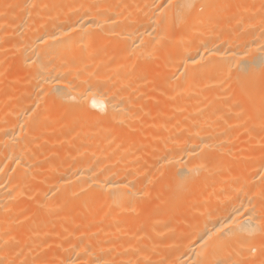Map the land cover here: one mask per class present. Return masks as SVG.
<instances>
[{"label":"bare ground","instance_id":"6f19581e","mask_svg":"<svg viewBox=\"0 0 264 264\" xmlns=\"http://www.w3.org/2000/svg\"><path fill=\"white\" fill-rule=\"evenodd\" d=\"M185 3L0 0V264H264V0Z\"/></svg>","mask_w":264,"mask_h":264},{"label":"snow or ice","instance_id":"6c2138e0","mask_svg":"<svg viewBox=\"0 0 264 264\" xmlns=\"http://www.w3.org/2000/svg\"><path fill=\"white\" fill-rule=\"evenodd\" d=\"M184 6L190 7V5L187 3V0ZM191 175H192L191 173H187V172L178 174L177 184H176L177 190H183L186 187V185L191 179ZM236 211H239V209H237Z\"/></svg>","mask_w":264,"mask_h":264}]
</instances>
